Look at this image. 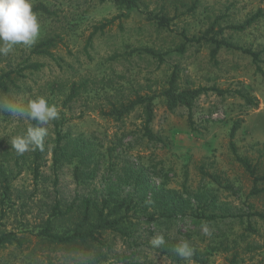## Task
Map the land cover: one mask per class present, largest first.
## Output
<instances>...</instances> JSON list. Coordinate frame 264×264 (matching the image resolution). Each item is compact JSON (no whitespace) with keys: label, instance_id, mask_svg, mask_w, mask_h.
<instances>
[{"label":"rangeland","instance_id":"374dc122","mask_svg":"<svg viewBox=\"0 0 264 264\" xmlns=\"http://www.w3.org/2000/svg\"><path fill=\"white\" fill-rule=\"evenodd\" d=\"M31 3L49 10L36 13L41 28L35 45L52 38L53 58L34 56L33 46L19 45L0 55V77L9 73L14 79L0 96L44 97L59 115L43 125L48 135L42 177L34 184L29 165L35 150L18 154L11 141L36 122L0 113V164L11 187V200L1 202L0 184V229L22 238L20 246L0 249V264H47V257L54 264H201L175 254L181 240L190 243L193 257L203 264H264V219L255 215L264 214V181L256 185L259 194H253L255 185L229 146L231 127L240 121L233 139L236 152L258 176L264 174V0H137L130 11L119 0ZM162 17L167 22L160 25ZM103 24L104 30H96ZM211 39L222 43L215 58ZM236 47L258 54V62ZM144 48L161 59L144 54ZM33 62L41 65L39 70L25 68ZM173 73L179 90L216 87L226 94L199 96L191 126L186 109L169 112L162 100H154L151 129L159 143L142 136L139 110L122 122L101 114L122 101L159 93ZM76 76L77 82L88 81L87 91L68 109L64 100ZM236 91L248 93L256 106L232 94ZM55 128L84 140L94 157L89 176L75 182L74 164L54 171ZM128 172L132 180L126 179ZM212 177L229 188L214 184ZM108 193L138 203L122 224L125 235L103 232L97 236L102 244L71 248L38 242L36 234L56 199L66 206L76 195L100 201ZM160 199L171 202L168 218L160 217ZM151 214L153 222L147 221ZM158 234L165 244L156 249L149 241Z\"/></svg>","mask_w":264,"mask_h":264},{"label":"trees","instance_id":"16d2710c","mask_svg":"<svg viewBox=\"0 0 264 264\" xmlns=\"http://www.w3.org/2000/svg\"><path fill=\"white\" fill-rule=\"evenodd\" d=\"M120 4L124 6L128 11L136 8L137 0H119ZM35 13L48 14L49 10L43 5L39 4L32 7ZM166 21L164 17L160 18L159 24L163 25ZM106 25H101L96 30L102 31ZM210 42L215 46L211 51V58H215L219 48L221 47L220 42L211 39ZM90 43H88L89 45ZM54 46V40L52 38H45L33 46L31 54L37 57H49L53 58V53L51 49ZM235 50L238 47L234 48ZM144 54L157 57L161 59L152 48H144L141 50ZM179 52L183 53V47L179 48ZM245 55L250 56L253 62H258V54L252 53L247 50H241ZM41 67L38 63H29L26 65V69L33 71L39 70ZM175 75L173 73L172 77L168 81L167 87L161 89L159 93L152 94L150 96L136 97L133 100L122 101L118 105H112V107L106 112L101 111V114L106 117L113 118L115 121L122 122L125 117L129 116L133 112L139 110L141 114V127L140 131L142 136L149 142L159 143L161 139L152 132L151 124L154 118V100L159 98L164 102L165 108L169 112H173L178 108H184L188 112V122L190 126L191 121V110L194 101L201 95L208 92H214L216 95L223 96L226 91L217 89L216 87L211 88H196V89H182L179 90L176 87V81L174 79ZM76 79L69 84V88L64 100V106L69 109L73 104L77 102V97L80 93L87 91V80H82L77 82ZM14 85V79L10 77L7 73L0 77V92L7 93L10 90V86ZM232 94L238 96L249 106H256L257 102L248 94L236 91ZM240 127V121H236L230 130V149L235 158V160L240 164V166L245 170V172L252 179L255 187L252 190L253 194H259L260 191L256 189V185L260 181H264V174L258 176L256 168L245 158L240 157L236 152V147L233 143L234 136ZM42 152L40 150H35L33 153V160L31 161L30 171L33 176L34 184H37L42 177V164L40 163ZM110 157V152L108 153ZM93 156L88 151V146L85 145L84 140H79L77 137H72L69 132L63 133L62 131L55 128V141L54 147L51 150V162L54 171L58 168L64 166L65 164H74L73 167V179L75 182L79 181L80 178L89 176L90 165L93 161ZM94 162V161H93ZM97 165L94 167L96 168ZM95 170V169H94ZM126 179L132 180V172L126 173ZM214 184L222 187V183L216 178L212 177ZM135 182V181H134ZM0 184L2 186V199L1 202L5 200H11V190L9 182L5 175L4 167L0 164ZM56 187V180L54 183ZM223 188L228 189L227 185ZM170 193H175L171 191ZM141 194V193H140ZM145 194V193H144ZM140 196V195H139ZM141 203L145 202L146 196L142 195L139 197ZM215 201V197L212 198V202ZM133 199L128 198H116L113 199V194L108 193V197L102 200H97L85 196H75L68 205L62 206L59 200H55L54 206L51 209L50 216L43 222V227L36 234L38 242L43 245L55 246V247H67L71 248L78 243L93 242L96 244H102V242L97 238L103 232H109L117 235H125V231L122 228V224L126 221V217L129 216L130 212H133L135 206L138 203H133ZM170 201H165L160 199L158 202V207L162 208L160 212V217L168 218L171 214L169 205ZM140 210V209H138ZM135 212H138L135 210ZM260 218L264 219V214H255ZM203 217V216H202ZM2 216L0 213V227L2 226ZM201 218V217H199ZM205 218V216L203 217ZM211 218V217H210ZM154 215H147V221H154ZM211 219H207L210 221ZM60 227L58 231L55 229ZM248 229L251 230L252 227L248 225ZM22 238H18L15 234L11 232H6L0 229V249L7 245H18L20 246ZM183 260V259H182ZM191 260L196 263L203 264L204 261L199 259L196 255L191 258ZM185 261V260H184ZM47 264H54L47 257ZM126 264H139V263H126Z\"/></svg>","mask_w":264,"mask_h":264},{"label":"clouds","instance_id":"9594fccd","mask_svg":"<svg viewBox=\"0 0 264 264\" xmlns=\"http://www.w3.org/2000/svg\"><path fill=\"white\" fill-rule=\"evenodd\" d=\"M41 25L37 14L32 10L31 0H0V55H8L16 46L31 48L37 42ZM0 113L20 120L35 121L23 135L12 138L11 147L18 154L29 150L44 151V140L48 135L46 127L58 118L55 105L44 97L25 101L20 97L0 96ZM207 234V224L203 226ZM151 247L159 249L165 244L163 235H156L149 241ZM175 254L185 261H191L194 249L187 240H181L173 248Z\"/></svg>","mask_w":264,"mask_h":264}]
</instances>
